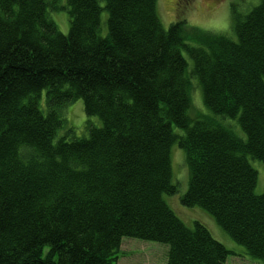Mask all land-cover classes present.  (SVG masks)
Segmentation results:
<instances>
[{
    "label": "trees",
    "instance_id": "1",
    "mask_svg": "<svg viewBox=\"0 0 264 264\" xmlns=\"http://www.w3.org/2000/svg\"><path fill=\"white\" fill-rule=\"evenodd\" d=\"M61 11L67 35L50 16ZM232 30L166 28L159 0H0V264H117L125 238L168 246L167 264H226L208 228L167 203L174 147L188 169L181 203L264 262L250 162L264 163V0L234 8ZM78 100L101 125L59 137Z\"/></svg>",
    "mask_w": 264,
    "mask_h": 264
},
{
    "label": "rangeland",
    "instance_id": "2",
    "mask_svg": "<svg viewBox=\"0 0 264 264\" xmlns=\"http://www.w3.org/2000/svg\"><path fill=\"white\" fill-rule=\"evenodd\" d=\"M259 3L260 0H159V12L166 28L176 20L185 19L190 27L213 33L223 32L230 37H234L232 10L235 8L239 13L247 14ZM61 4L64 5V3ZM50 16L59 31L67 35L70 27L67 13L65 11L50 12ZM103 18L105 20L106 14H104ZM192 103L190 115L196 118L204 111L202 96L197 87L193 91ZM41 109L44 113H47L45 97L41 101ZM62 115L67 124L59 132V137L64 136L71 128L75 131V137H88V120L96 127L101 125L98 118H87L82 100L68 104L64 108ZM237 136L243 138V136L238 134ZM172 160L173 177L180 188L177 195L166 197V200L177 216L190 228L193 227L196 221L204 224L212 236L232 253L226 264H264L262 261L253 260L246 256V250L233 242L206 211L198 207L188 208L181 203V197L188 190L189 181L184 153L178 147L173 148ZM250 162L258 172L256 193L262 195L264 194V163L260 161ZM167 253L168 246L164 244L125 238L122 242L117 264H167Z\"/></svg>",
    "mask_w": 264,
    "mask_h": 264
}]
</instances>
